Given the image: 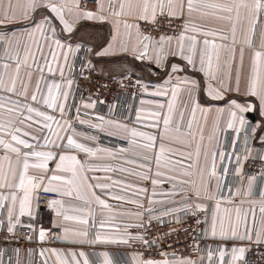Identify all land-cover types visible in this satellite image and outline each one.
I'll use <instances>...</instances> for the list:
<instances>
[{
  "label": "crops",
  "instance_id": "obj_1",
  "mask_svg": "<svg viewBox=\"0 0 264 264\" xmlns=\"http://www.w3.org/2000/svg\"><path fill=\"white\" fill-rule=\"evenodd\" d=\"M80 2L36 0L37 7L29 9L28 0H0V210L5 208L10 231L35 228L38 223L59 228L61 241L49 244V264H147L141 254L123 247L135 235L131 227L142 224L149 213L160 219L186 208L203 212L212 203L211 236L241 241L230 263L241 264L247 248L242 240L245 233L249 238L264 234V201L226 203L220 197L224 180L217 170L227 132L239 135L252 124L258 130V142L264 145V107L260 95L249 93L258 72L257 91L264 94V55L259 60L255 56L264 53V12L257 17L240 7L237 13L235 4L240 0H193L189 12L183 0V15L177 7L174 16L183 20V34L151 39L137 30L141 22H152L151 17L135 19L136 5L142 0H96L89 11H82ZM213 4L233 10L225 12ZM48 5L62 10L71 31ZM86 12L93 13L92 18ZM162 14L169 15V9L163 13L158 9L156 18ZM45 20L42 30H37V24ZM82 46L90 50L89 63L100 75L149 81L158 99L141 101L132 123L103 117L88 103H80L70 119L68 76ZM209 86L222 99L210 96ZM51 100L55 104L49 107L45 101ZM231 101L240 108L251 106L250 110L241 111ZM29 107L34 111L29 112ZM98 134L123 143L103 145ZM13 136L32 147L18 144ZM11 147L18 148L19 154ZM33 153H52L53 158L45 160ZM61 156L75 160L61 162ZM41 163L45 167L35 166ZM41 190L58 194L55 201L59 203L40 209L37 195ZM187 200L191 203L180 205ZM249 205L261 214V220L247 229L242 208ZM37 237L35 232L33 239ZM239 249H244L242 255ZM0 264H4L1 256Z\"/></svg>",
  "mask_w": 264,
  "mask_h": 264
},
{
  "label": "built area",
  "instance_id": "obj_2",
  "mask_svg": "<svg viewBox=\"0 0 264 264\" xmlns=\"http://www.w3.org/2000/svg\"><path fill=\"white\" fill-rule=\"evenodd\" d=\"M96 0H81L80 9L89 11L96 6ZM141 33L151 39L159 36H180L184 32L182 19L162 14L152 22L138 25ZM90 50L82 46L73 58L69 79L71 94L67 115L76 116L80 103L92 104L95 112L103 117L134 122L139 105L143 100H156L155 85L133 76L107 78L99 74L95 65L89 63ZM74 126L79 124L73 120ZM256 126L250 124L239 135L227 132L218 165V175L224 183L221 199L233 205L241 202L264 201V145L258 142ZM103 145L118 147L123 142L98 134ZM251 186V193L247 194ZM59 195L41 190L37 195L40 209H48L51 201ZM191 200L181 203L190 204ZM213 204L203 212L193 208L162 217L151 218L147 214L142 224L131 227L135 234L123 247L142 255L147 261L168 260L179 262L191 260L194 264H230L233 250L238 242L216 239L211 236ZM243 223L249 229L254 221L261 220V214H255V207L242 208ZM37 233V239L33 236ZM41 232L44 233L41 238ZM59 228L46 227L38 223L31 226L17 227L10 231L5 220V208L0 210V256L4 264H49V244L61 241ZM241 240V239H240ZM247 244L241 264H264V234L249 238L248 232L242 239Z\"/></svg>",
  "mask_w": 264,
  "mask_h": 264
},
{
  "label": "snow or ice",
  "instance_id": "obj_3",
  "mask_svg": "<svg viewBox=\"0 0 264 264\" xmlns=\"http://www.w3.org/2000/svg\"><path fill=\"white\" fill-rule=\"evenodd\" d=\"M210 6L214 7V8H221L225 12H231L233 10V7L229 6V5L213 4V5H210ZM36 7H37L36 0H28V8L29 9H35ZM48 7H50L52 12L57 14V16L60 18L61 22L64 23L65 28L68 31H71V27L63 19L62 10L60 8H57L55 5H48ZM128 7L130 9V13L129 14H132L133 5L131 3H129ZM136 7L139 8V11L135 13V19L136 20H149V17H151V20L155 21L158 9H159V11L161 13H163L165 8H168L169 9V15L175 16L176 15V8L179 7L180 13H181V15H183L184 3H183V0H142V3L136 5ZM187 7H188L189 12H191L193 10V0H187ZM240 7L248 8L253 15H256L258 17L259 13L264 12V0H252L251 4L246 3L245 0H240V3L235 4V8L237 10V13L239 12V8ZM120 8L123 11V9L125 8V4L121 3L120 4ZM84 15L87 16L88 18H92L93 13L86 12V13H84ZM221 18L222 19H230V17H221ZM46 22H47V20H45L41 24H37V26H36L37 30H42L43 23H46ZM126 27H132V25H129V24L126 23ZM137 30H138V28H137ZM205 35H207V34H205ZM233 35H235V28L234 27H233ZM146 39H147V37H146ZM181 39H183V37H181ZM204 43L207 45L208 41L205 40ZM249 43H250V41H249ZM213 47H215V45H213ZM193 51H195L194 48H193ZM262 55H264V53H261V52H256L255 53V56H256L257 60H259ZM187 59H188L189 63L193 62L192 56H188ZM203 62H204L203 61V57H201V63L203 64ZM210 67H211V65L209 63V68ZM172 70H173V72H175L178 69L174 65L172 67ZM209 75L211 76L210 72H209ZM212 78L215 79L214 76H212ZM191 83H192L193 87H195L196 82L192 81ZM257 88H258V72L255 73L254 78L252 79V81L250 83L249 93L251 95H253V96L260 95L261 104H262V107H264V94L259 93L257 91ZM10 90H12V89H10ZM209 95L213 96L214 99H222V96L218 92H214V90L211 88V86H209ZM32 99L33 100L36 99L35 95L32 96ZM45 103H47L49 107H52L55 104V101L54 100H51V102L45 101ZM231 103L233 104L234 107L240 108V105L237 104L235 101H231ZM250 107L251 106H249L247 109L240 108V110L241 111L250 110ZM28 111L32 112V111H34V109L29 107ZM37 114L38 115H43V113H37ZM45 119L51 120L52 117L51 116H46ZM165 124L166 125L168 124L167 120H165ZM12 139L15 140L18 144L23 145L26 148L32 147V145L28 144L25 140L19 139L16 136H13ZM149 139H152V138L149 137ZM0 143H3V141L0 140ZM68 143H69V145H72L74 142H73V140L71 138H69L68 139ZM5 147H10V146L9 145H5ZM76 147L83 149V146L79 145V144H77ZM83 150L90 151L89 149H83ZM11 151L19 154L20 150L18 148L11 147ZM161 151L163 152V148H161ZM33 155L42 156L45 160L53 158L52 153H33ZM24 156H25L24 168H25V170H27V168L29 167V165L27 163L28 153H25ZM65 159L75 160V157H65V156H61L60 157V161L61 162H63ZM157 163L159 164V160L157 161ZM35 166L39 167V168L45 167V165L43 163L35 165ZM58 167H59V165H58ZM52 179H58V177L53 176ZM23 183H24V179L22 177L21 178V187H23ZM153 183H156V181H153ZM46 190H49V189H46ZM13 199H15V197H13ZM25 199H27V197ZM51 203L52 204H57V203H59V201H55L54 200V201H51ZM100 203L103 204V201H100ZM105 207H107V205H105ZM261 210L264 211V208H262ZM22 211H23V206H22ZM80 223L86 224L87 221L86 220H81ZM43 236H44V233L41 232V238H43ZM239 252L242 255L243 252H244V249H239ZM147 264H152V262L148 261Z\"/></svg>",
  "mask_w": 264,
  "mask_h": 264
},
{
  "label": "water",
  "instance_id": "obj_4",
  "mask_svg": "<svg viewBox=\"0 0 264 264\" xmlns=\"http://www.w3.org/2000/svg\"><path fill=\"white\" fill-rule=\"evenodd\" d=\"M249 118L252 120V121H256V118H255V115L254 114H251V115H249Z\"/></svg>",
  "mask_w": 264,
  "mask_h": 264
}]
</instances>
